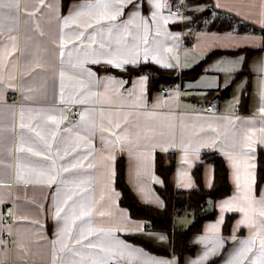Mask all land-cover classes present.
Returning <instances> with one entry per match:
<instances>
[{
	"label": "crops",
	"instance_id": "1",
	"mask_svg": "<svg viewBox=\"0 0 264 264\" xmlns=\"http://www.w3.org/2000/svg\"><path fill=\"white\" fill-rule=\"evenodd\" d=\"M97 2L73 0L63 10L62 0H18V10L5 8L0 17V264H178L172 234L133 218L116 187L117 160L124 156L126 178L136 195L163 206L159 187L164 180L156 170V156L168 150L175 151L174 185L182 190L197 185L193 170L201 162L203 184L213 185L214 165L203 161L204 151L224 156L232 191L211 199L209 208L215 207L217 216L192 234L190 242L197 248L184 255L183 264H205L219 254L215 264H228L252 235L251 228L240 224L242 212L221 207L225 201H234V208L245 202L233 160L242 176L251 173L252 198H264V182L257 187L256 181L257 153L264 148V49L248 60L242 50L263 44L260 0H134L135 8L128 4L116 20L99 24L95 9L87 7ZM211 8L255 29L197 28L192 16ZM77 12L83 15L77 17ZM185 35L193 39L187 42ZM214 50L222 52L207 58ZM110 59L130 61L119 69L153 62L181 72L202 62L203 70L167 92L162 88L150 94L146 75L127 79L112 73L107 69L117 67L107 63ZM245 63L248 72L235 78ZM228 86L229 95L219 98V90ZM244 95H249L248 112L241 111ZM210 101L215 106L208 112ZM76 107L83 110L79 120L73 115ZM21 112L28 125L23 129ZM51 176L55 182L50 184ZM75 192L80 195L66 205ZM74 202L90 208L91 215L64 234ZM9 203L14 219L5 222L2 213ZM57 208L64 209L59 218ZM232 213L227 231L226 216ZM193 220L194 214L186 213L176 216L175 223L186 227ZM127 236L143 237L170 253L153 252Z\"/></svg>",
	"mask_w": 264,
	"mask_h": 264
},
{
	"label": "trees",
	"instance_id": "2",
	"mask_svg": "<svg viewBox=\"0 0 264 264\" xmlns=\"http://www.w3.org/2000/svg\"><path fill=\"white\" fill-rule=\"evenodd\" d=\"M73 0H62V9L66 10ZM190 4L203 2L205 0H187ZM209 13L195 14L191 18V22L200 28L203 26V17ZM240 20L234 15L224 16L217 15L208 28L217 30H228L238 26L239 31L247 30L252 25ZM244 24V25H243ZM246 24L248 27H246ZM240 25V28H239ZM249 30V29H248ZM263 44L257 49L246 50L247 60L253 54L264 49V28L261 30ZM221 50L210 52L207 58L221 53ZM235 52V51H234ZM110 72L121 75L127 79H132L137 75H146L148 77V90L153 93L162 88H170L177 86L182 79L194 78L203 70V63L200 62L191 69L179 72L174 68L163 67L153 62H142L138 65H127L123 69L109 67ZM247 63L245 67L236 74L238 76L247 73ZM231 86L220 89L219 98H225L229 95ZM249 95L242 98L241 111L248 112ZM203 161H208L214 165V183L208 188L202 182V165L203 162L197 164L193 170L197 185L190 190H182L175 188L174 173L176 155L175 151H158L156 156V170L162 176L164 183L159 187V192L164 199L163 206L142 201L129 185L126 178V158L120 156L116 165V187L120 193V203L125 207L133 218L145 220L149 227L155 230L166 231L173 236V251L179 257V263L183 264L185 254H193L197 246L190 242L193 233L203 229V225L207 220L214 219L217 216V209H205L208 199L217 200L229 195L232 191V185L229 180V168L223 155L215 150L204 151L202 154ZM257 187L264 182V148L259 147L257 153ZM7 205V204H6ZM189 209L193 210L194 220L186 227L179 226L175 223L178 215L189 213ZM234 213L226 216L225 228L229 231ZM9 222V221H5ZM129 239L139 243L147 249L160 253L169 254L170 251L160 245H157L143 237L127 236ZM221 257V254L209 259L205 264H215Z\"/></svg>",
	"mask_w": 264,
	"mask_h": 264
},
{
	"label": "snow or ice",
	"instance_id": "3",
	"mask_svg": "<svg viewBox=\"0 0 264 264\" xmlns=\"http://www.w3.org/2000/svg\"><path fill=\"white\" fill-rule=\"evenodd\" d=\"M128 4H132L133 7H136V4L134 3V0H98V2L95 5H87V7L91 9H95V12L93 13L95 22L99 24L101 21H114L117 19L118 16L122 15L123 8L126 7ZM260 4L262 9H264V0H260ZM157 8L161 7V4L159 2L155 5ZM16 9L18 10L19 4L18 0H0V17H3L4 12L3 9ZM83 15L82 12H77L76 16ZM260 15L264 17V11H261ZM75 19V17L70 18ZM68 20H65V24H68ZM91 26V24H89ZM9 39H15L14 37H9ZM145 42L146 37H145ZM145 57H147V50H145ZM94 63L96 61H93ZM128 60H113L110 59L107 61L108 64L114 65L117 68H122L124 64L129 63ZM134 62V61H132ZM159 63V61H157ZM166 67H170L171 65H165ZM260 71L264 73V66L260 68ZM61 82L63 86V80L65 77V74L63 72L60 73ZM262 89H264V83L261 85ZM53 122L55 121V118H51ZM58 123V122H57ZM26 125L24 123L23 119V112H21V124L20 127L23 129ZM261 131H264L262 129ZM36 136L44 143L45 148H50V145L48 144V141L45 140L43 136L40 135L39 132H36ZM54 138V137H53ZM120 137H117V142L120 141ZM125 140L127 137L124 138ZM249 141H252V136L250 135L248 137ZM23 151V149H21ZM33 155L37 156H43L44 159H49L50 157L46 153H33ZM230 160L233 158L230 156ZM80 165L73 164L71 165L72 168L78 167ZM233 166L236 168V182L238 188L242 192L245 193L244 196V204L243 206L239 208H234L233 204L234 201H225L224 204L221 206L222 209H228V210H235L242 212L244 214L243 220L240 221L241 225H246L249 228L252 229V235L242 241V247L235 253L233 258L228 262V264H244L245 261H247V264H264V198L261 200H255L251 196V185H252V177L251 173H248L245 171L244 176L241 175V167L239 164L236 163L235 160H233ZM91 167V165H89ZM64 171H69V168H64ZM22 179V177H20ZM50 184L55 182V176H51L48 181ZM79 187V186H78ZM87 189H84L86 191ZM73 195H80L79 192L70 193L66 200L65 204L67 205V201L73 199ZM63 208H57L56 210V217L59 218L61 215V212L63 211ZM91 215V209L86 207L84 204H77L74 202L73 207L71 209V215L68 217L70 219L71 223L67 225L63 232L64 234H69L71 232L72 226L75 224L76 221L82 220L85 217H88ZM213 227H218V225H215ZM91 229H89V232L91 233ZM83 239H87L86 236H83V233L81 234ZM163 239V237H161ZM81 241L77 240L76 243L79 244ZM89 247H92L93 245L89 244ZM208 254L206 253L205 256ZM93 264H101V262L94 261ZM106 264V262H104ZM155 264H168L167 261H156ZM195 264H199V262H195Z\"/></svg>",
	"mask_w": 264,
	"mask_h": 264
},
{
	"label": "built area",
	"instance_id": "4",
	"mask_svg": "<svg viewBox=\"0 0 264 264\" xmlns=\"http://www.w3.org/2000/svg\"><path fill=\"white\" fill-rule=\"evenodd\" d=\"M175 9L177 11L182 10V8L179 5L175 6ZM192 39H193V36H191V35H185V37H184V40L187 41V42L191 41ZM163 91L167 92V88H164ZM13 97H14V95H13ZM214 106H215L214 102L210 101L207 104V106L205 107V110L208 111V112H211V111H213ZM73 115H74L75 119H77V120L81 119V117L83 116L82 108L81 107L74 108ZM189 213H193V210L189 209ZM2 218H3L4 221H9V222H12V220L14 219L13 207H12V205L10 203L5 205L3 213H2ZM3 235L5 237H7V238L11 237V233L10 232H5Z\"/></svg>",
	"mask_w": 264,
	"mask_h": 264
},
{
	"label": "rangeland",
	"instance_id": "5",
	"mask_svg": "<svg viewBox=\"0 0 264 264\" xmlns=\"http://www.w3.org/2000/svg\"><path fill=\"white\" fill-rule=\"evenodd\" d=\"M200 13H202V12H200ZM217 15L230 16V15H232V14H230L229 12H222V11H221V12H215L214 9L211 8V12H209L208 15H205V16L203 17V23H204L203 26L208 27L209 24L212 23V21L214 20V17L217 16ZM234 16H235V15H234ZM235 17H236V16H235ZM237 21H239V20H237ZM239 22H241V21H239ZM236 24H237V23H236ZM236 24H235L234 27H236V28L238 29V26H237ZM243 25H244V24H243ZM246 27H248L247 24H246ZM239 28H240V25H239ZM248 29H252V27H248L247 30H248ZM210 203H211V199H209L208 208H209ZM209 209H210V208H209Z\"/></svg>",
	"mask_w": 264,
	"mask_h": 264
},
{
	"label": "water",
	"instance_id": "6",
	"mask_svg": "<svg viewBox=\"0 0 264 264\" xmlns=\"http://www.w3.org/2000/svg\"><path fill=\"white\" fill-rule=\"evenodd\" d=\"M211 12V9H206L205 13Z\"/></svg>",
	"mask_w": 264,
	"mask_h": 264
}]
</instances>
